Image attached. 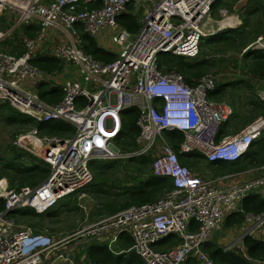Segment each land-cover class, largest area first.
Masks as SVG:
<instances>
[{
	"label": "built area",
	"instance_id": "2783aa9c",
	"mask_svg": "<svg viewBox=\"0 0 264 264\" xmlns=\"http://www.w3.org/2000/svg\"><path fill=\"white\" fill-rule=\"evenodd\" d=\"M217 1L0 0V17L8 19L7 25L10 9L19 15L15 25L0 31V45L20 27L32 33L21 39L25 51L20 56L0 50V105L9 103L39 123L59 121L74 128L73 133L59 138L41 136L39 127L31 126L15 141L20 150L35 149L44 157L50 174L35 187L17 190L6 185L0 191V200L5 202L0 211V264H43L57 246L72 237L109 235L111 248L123 233L133 239L129 251L145 264H184L191 257L213 264L205 244L229 216L246 209L251 195L264 199V165L209 180L182 163L179 153H200L209 162L239 161L264 134V116L220 137V129L234 115V108L212 98L219 75L206 73L190 85L183 73L165 70L164 58L170 55L190 60L200 55L203 38L213 33L206 32L205 22ZM131 2L145 5L137 31L118 22ZM104 31L112 32L116 47V52L106 47L110 60L83 50L85 35L95 38ZM50 39H54L52 45ZM249 49L264 50V36L244 51ZM41 57L55 59L61 67L45 70L35 63ZM46 89L55 91L56 97L58 91L63 96L54 102L46 100L51 95L42 97ZM259 96L264 100V92ZM128 110L138 112L140 134L134 150L116 145L124 139L123 120ZM173 130L184 136L179 152L165 137ZM145 155L153 157L151 173L155 177H170L174 182V188L158 200L123 209L69 239L52 238L32 226L12 230L14 220L7 213L22 208L37 214L50 211L62 198L93 181L94 161ZM229 177L238 180L220 184ZM247 212L236 228L239 226L242 238L250 234L253 238L262 236L257 240L264 241V211ZM171 234L180 241L159 249L158 244ZM57 256L52 263L62 258L72 262L70 253Z\"/></svg>",
	"mask_w": 264,
	"mask_h": 264
},
{
	"label": "trees",
	"instance_id": "16d2710c",
	"mask_svg": "<svg viewBox=\"0 0 264 264\" xmlns=\"http://www.w3.org/2000/svg\"><path fill=\"white\" fill-rule=\"evenodd\" d=\"M238 1L239 0H232V4L228 5L230 10H233V5H235ZM217 2L213 5V8L216 7ZM247 5L251 8L247 14H251L260 10L259 8L261 7V2L259 0H247ZM242 17L243 16H241V19ZM125 18L127 20L123 24L126 28L130 29L131 31H137L139 29L140 24L135 14H128L125 16ZM219 18V16H216V19ZM3 25L7 26V24ZM249 25H251L250 21L244 17L243 27L228 28L224 31H221L217 36H213V41L215 43L224 44L225 46L229 45L231 47L235 45V43H238V49H245L248 45H250L253 34H255L256 38L262 34L258 29L253 31L245 30ZM84 37L87 41V45L84 47L86 52L99 59H111V55L108 52L103 51L96 46L94 38L87 35ZM211 38H209V40H211ZM253 52V50H249L246 52V55H250ZM256 52H259V55L255 56L253 61L250 64L248 63L249 65L247 64L249 72L247 70L246 71L247 73H251L253 76L258 78L260 77L264 80V50H259ZM164 62L166 64V71L176 69L180 73H183L186 82L190 85L197 83L198 79L207 73L206 66L210 64V61L206 58L201 59L197 57L188 60L178 56H168L167 58H164ZM35 63L40 65L45 70H53L55 68L59 69L58 67H61V63L52 58L47 59L45 57H41L40 59L36 60ZM248 77L250 76L248 75ZM249 82L250 81L246 79V81L238 83V85L235 81L222 82L221 84L218 83L217 89L212 95L214 96L220 93L223 95V97L227 98L232 93H227V90L231 88L230 86L237 85L238 87L240 84H244L246 87L251 88V82ZM58 96L61 97L62 93L59 92ZM247 105L250 106V113L232 116L229 121L223 124L220 135L227 133V128L230 122H232L233 131L236 132L247 126L250 122L254 121L258 117L264 116V101L261 100L257 94H254L253 97H249ZM0 107L2 110H5L6 113L4 114L3 120H5V123L10 126L23 127L35 124L33 118L24 116L23 114L17 112L10 106L9 103H3L0 105ZM137 119L138 112L136 110H128L125 112L123 120V141L128 142L130 149L137 146L135 139L140 134V129L136 125ZM38 126L43 131V134L65 135L74 132L72 125L64 123L62 124L59 121L40 123ZM165 136L170 142H172L177 152H179L180 144L184 139L183 134L177 130H173L167 131ZM5 154L7 155V158L0 157V166L5 169L0 177L7 178L10 188H16L19 190L21 187L26 185L35 187L45 181L50 174L49 165L48 167L38 163L36 161V157L30 154H26V156H24L25 153L18 151L15 146H11V151L6 152ZM179 158L182 163L190 166L193 169H198L200 165L199 158H205V156L200 153L192 152L179 153ZM26 161H30L29 163L31 165H27L25 163ZM121 161L122 160L94 161L92 163V170L94 173V182L92 184L95 185L94 193L100 195L102 198H106V201L102 203L100 210H103L107 213L109 212V216L134 205L154 202L174 188V182L170 177H155L151 173V163L153 161L152 156H141L127 160L131 162V167H128L127 170H129V173H131L129 177L132 180V183L123 186L122 192H112V190H109L106 186L110 181V175L115 174L116 171L119 172L120 169L115 170V167L117 163H120ZM262 165H264V134L254 142L252 150L248 152L245 157H243V159L237 162H232V164H224L222 161L210 162V164L208 163L209 168H214L222 172V176L260 167ZM196 173H198V171H196ZM4 204L5 202L0 200V211L5 209ZM245 207L249 211H264V199H262L261 196L257 194H253L246 200ZM71 210L74 209L72 208ZM7 215H9V218L11 216H21L22 219L26 220L25 222L27 224H32L30 222L35 221L36 218L40 217V215L31 208H22L11 211L7 213ZM41 215H44V217L49 216L56 218L59 215V212L57 210H52ZM243 218L244 217L241 213H236L232 216H229L226 220L225 226H237V224L240 223ZM123 235H125L127 239H132L128 233H123L122 236ZM179 241V238L175 234H171L169 237L162 240L158 246L159 249L164 250L171 245L178 243ZM212 242L209 241L207 244H205V250L209 253L214 264H264V241L257 240L253 237H246L244 239V243L246 246L245 252L247 253V256H245L241 250L234 249L224 251L217 242ZM104 251L106 253L108 252L106 256L113 252L107 248L102 249V252ZM133 254L137 256L135 253ZM137 264L145 263L138 257Z\"/></svg>",
	"mask_w": 264,
	"mask_h": 264
},
{
	"label": "rangeland",
	"instance_id": "374dc122",
	"mask_svg": "<svg viewBox=\"0 0 264 264\" xmlns=\"http://www.w3.org/2000/svg\"><path fill=\"white\" fill-rule=\"evenodd\" d=\"M259 1L261 2V7L259 8L260 10H258L255 13L247 14L248 11H250L251 9L247 5V0H239L235 5H233V10H230L228 6L232 4L231 3L232 0H219L217 2L216 7L212 9L211 14L209 15L208 19L205 22V30H211L213 32V28L211 26L212 21L214 23V21L218 20L220 24L219 26H223L224 23L221 21L225 20L227 17L234 16L240 19L241 16H243L242 19H240L241 21L240 24H237L238 26L240 25L239 27L244 26V17H245V19H248L251 23V25H249L247 29L245 30L253 31L255 29H258L262 33L259 36L261 35L264 36V0H259ZM141 4H143V2H140L139 5H137L135 2H131L130 4H128L127 11L118 17V22L122 26H124L123 23L127 20L125 16L128 14H135L139 24L141 25V21L139 20V17L137 14V10ZM93 7L94 5H90V8H93ZM224 10L226 11L224 12ZM10 15L11 16L9 17L8 25H12V24L15 25L17 19H19V15L12 9H10ZM216 16H219L220 18L216 19ZM6 21H8V19L5 16L0 17V22H4L5 24H7ZM7 26H4L0 23V29H1L0 31L4 33ZM229 27H235V26H229ZM29 31L25 30L23 27L18 28L15 31L12 38L8 39L6 43L0 45V50L2 51L9 50L20 56L25 51V48L21 45V39L23 38V36L31 35L32 33ZM218 33H216L215 36H217ZM112 36H113L112 32H105V31L102 32L101 34H99L97 37L94 38L96 42V46L103 51H106V47H108L114 50V52H116V47L114 46V43L112 41ZM252 37L253 38L251 39V43H253L258 38V37L257 38L255 37V34H253ZM209 38H211V36L210 37L205 36L203 38L202 51L200 55L198 56L201 59L206 58L210 61V64L206 66L207 73L213 74L216 77H218L219 75V81H218L219 84H221L222 82H228V81L234 82L235 81L237 82V85H238V83H242L243 81H246V79L251 82V88L246 87L244 84H240L238 87L237 85L230 86L231 88L227 90L228 91L227 93H230V92L232 93L227 98L223 97V95L220 93L212 96V98L216 101L226 102L231 105L234 99L236 100L238 99L241 108L244 111H248V109H250V106L246 105L245 102L249 101V97H253L254 94L264 92V89H262V91H259V89L261 88L259 86L260 82L258 83L254 82V80L258 77L253 76L251 73H247V71L249 70L247 68V64L248 63L250 64L253 61L254 57L259 55V52H256L259 50L250 49V50H253L254 52L250 55H246L244 54V50H243L244 48L242 50L238 49L239 47L238 43H235V45H233L232 47L229 45L225 46L224 44L215 43L213 41L214 37H212L211 40H209ZM53 41L54 39H50L49 44L52 45ZM84 42L85 41L83 40V45L85 47V45H87V41L85 43ZM43 45H46V44H43ZM83 50L86 51L85 48H83ZM248 75L253 79V81L250 80V77H248ZM4 114H6L5 110H2L0 107V157L7 158L6 157L7 155L5 153L8 151H11V146L13 147L15 146V141L22 134H25L31 128V125L23 126V127L22 126H17V127L10 126L7 123H5V120H3ZM228 132L229 133L234 132L232 128V122L229 123V126L227 128V133ZM41 136L43 135L41 134ZM61 136H64V135H59V136L56 135V137H59V138H61ZM116 145L119 148H122L124 150L130 149L128 142H117L116 141ZM19 150L20 149H18V151ZM25 152L36 157L37 159L36 161L38 163H41L44 166L49 165L44 159V157L39 155L35 149H33L32 151L25 150ZM34 153H36L37 155ZM204 159L205 158H199L200 165L198 169L192 168V171L193 170L195 172L198 171L201 178L203 179L215 180V179H218V177L222 176V172L214 168H209L208 167L209 162L206 159L205 160ZM29 162L30 161H26L25 163L27 165H31ZM222 162H224V164H232L230 162H225V161H222ZM130 163L131 162L127 160H122L120 163H117L115 170L116 169H120V170L119 172L116 171L115 174L110 175V181L108 185L106 186L108 187L109 190H112V192L119 193L123 191V188H122L123 186L129 185L132 183V180L129 177L131 173H129V170H127L128 167L129 168L131 167ZM4 171L5 169L2 166H0V175ZM3 180L7 182V178L0 177V181H3ZM221 181L222 183L220 184H230L231 182H234L233 177L225 178ZM27 186L28 185L23 186L19 190H22L23 188ZM94 192H95V185L91 184V185L86 186V188L81 189L72 195H68L62 198L58 202V204L50 210V211L57 210L59 212V216H57L56 218H53L49 216L44 217V215H40L41 218L40 217L36 218L35 221L30 222L33 225L27 224L25 222L26 220L22 219L21 216H11L10 218L14 220V225L12 227V230L15 231V230L24 228L25 226L30 227V225H32L34 228L36 227L35 228L36 230L34 229L35 231H41V227L42 229L46 227L47 229L51 231V233H54L53 235L55 236L56 239H61V238L69 239L70 236L74 235L79 230L92 226L110 217L108 216L109 214L108 215L105 214L106 213L105 211L100 210L102 203L106 201V198H102L100 195H97ZM67 207L69 208L67 209ZM70 208H74V210L70 211L71 213L68 214L67 210H69ZM246 213L248 212L246 209H244L241 214L245 215ZM225 224H226V220L223 223V228L215 232L210 242L212 241L217 242L223 249L229 246L231 247L229 250L245 249L242 243L246 237H250L249 236L250 234L242 238V232L239 229V226L235 228L236 238H234L233 242L229 244H223V245H221L218 242V238H215V237L218 233L224 232L225 229L228 228L225 226ZM84 238L89 239L90 237H87V236L76 237V238L72 237L71 238L72 240H70V243L68 245H72L74 242H77ZM254 238L262 239L263 237L261 236L260 238H256V237ZM206 253L210 259L209 253L208 252Z\"/></svg>",
	"mask_w": 264,
	"mask_h": 264
},
{
	"label": "crops",
	"instance_id": "0c3cea01",
	"mask_svg": "<svg viewBox=\"0 0 264 264\" xmlns=\"http://www.w3.org/2000/svg\"><path fill=\"white\" fill-rule=\"evenodd\" d=\"M216 21H214V23L212 21V23H211L213 30L216 28V25H218V27H219L218 32L224 31L228 28H231V27L219 26L220 24L219 23L217 24ZM221 22H223L224 23L223 25H225L224 20H222ZM230 26H234V25H230ZM206 32H209V30H206ZM208 35L211 36L212 34H208ZM250 80L253 81V79L251 77H250ZM254 82H257V83L260 82L259 86L261 88L259 89V91H262V89H264V80L263 79L256 78L254 80ZM235 88H237V87H235ZM257 96L259 97V93L257 94ZM49 97H50L51 101H53V102L59 100V98L56 97L54 93L51 94ZM238 101H239L238 99L237 100L234 99L233 103H232V106L234 107V110H235V114L236 115L237 114L241 115V114H245V113L249 114L250 113L249 109H248V111H244L241 108ZM247 103L248 102H245L246 105H247ZM136 148H137V146L135 148H131L128 150H134ZM236 180H238V179L237 178L233 179V181H236ZM8 186H9V182H8ZM10 189H16V188H10ZM68 208L69 207H67V209ZM71 209L72 208L67 210L68 214L71 213L70 211H73ZM105 214L108 215L107 212ZM235 228H236V226L228 227L225 229L224 232L218 233L215 238H218V242L221 245L229 244V243L233 242L234 238H236V229ZM38 232H44V233L48 232L52 236V238H55V236L53 235L54 233H51V231L49 229H47L46 227L44 229H42V227H41V231H38ZM69 243L70 242L68 241L65 245L57 246V248L55 249V251L53 252V254L51 256V259L46 260L43 264H137V262H138V257L129 251V248L132 245V239H127V237L125 235H123V236L121 235L116 243L111 244V248L109 247V245H110L109 235H105V236H103L101 238H97V239H90V238L86 239V238H84V239H81L77 242H74L72 245H68ZM242 244L245 247V249H239V250H242L244 255L247 256V253L245 252L246 246H245L244 241ZM104 248H107L113 252L108 254V256H106V254L108 252L107 253L105 251L102 252V249H104ZM223 250L228 251V250H226V248ZM62 252L70 253V258H71L72 262H68V261H66L65 258H62V259H58L54 263H52V260L54 258H58L57 255H59V253H62ZM210 260L212 261L211 258H210ZM212 263H213V261H212ZM184 264H205V262L196 260L195 258H191V259L187 260Z\"/></svg>",
	"mask_w": 264,
	"mask_h": 264
},
{
	"label": "clouds",
	"instance_id": "9594fccd",
	"mask_svg": "<svg viewBox=\"0 0 264 264\" xmlns=\"http://www.w3.org/2000/svg\"><path fill=\"white\" fill-rule=\"evenodd\" d=\"M227 18H228V17H227ZM237 19H238V18H237ZM240 19H241V18H240ZM240 19H239V20H240ZM216 22L219 23L218 20H217ZM240 22H241V21H240ZM239 24H240V23H239ZM241 24H242V23H241ZM234 26H235V27H231V28H236V27H239L240 25L238 26V25L236 24V25H234ZM216 33H218V30L216 31V30L214 29V30H213V33H212V35H211V37L215 36ZM207 36H210V35H207ZM249 50H250V49H249ZM249 50H248V51H249ZM246 52H247V51H246ZM246 52L244 51V54H246ZM168 56H170V55H168ZM168 56H167V57H168ZM167 57H166V58H167ZM216 89H217V88H216ZM216 89H215V91H216ZM215 91H214V92H215ZM59 92H60V91H58L57 96H58ZM214 92H213V93H214ZM48 93H51V94L54 93V94H55V91H53V90L51 91V90H47V89H46V90H42V97L44 98V95L47 96ZM60 93H62V92H60ZM213 93H212V94H213ZM62 96H63V93H62ZM62 96H61V97L58 96V98L60 99V98H62ZM212 96H213V95H212ZM259 97H260V96H259ZM49 98H50V97L47 96L46 100H49ZM260 99H261V98H260ZM261 100H262V99H261ZM263 101H264V100H263ZM230 105H231V104H230ZM231 106H232V105H231ZM232 107H233V106H232ZM233 108H234V107H233ZM235 115H236V114H235V110H234V115H233V116H235ZM24 116H27V115H24ZM28 117H31V116H28ZM31 118H33V117H31ZM33 119H34V118H33ZM229 120H230V119H229ZM229 120H228V121H229ZM34 121H35V124H33V125H31V126L34 127V126H38V125L40 124V123H39L38 121H36L35 119H34ZM36 123H38V124H36ZM250 123H251V122H250ZM250 123H249V124H250ZM38 127H39V126H38ZM245 127H246V126H245ZM221 128H222V127H221ZM243 128H244V127H243ZM243 128H242V129H243ZM39 129H40V127H39ZM242 129H240V130H242ZM40 130H41V129H40ZM240 130H239V131H240ZM220 131H221V129H220ZM41 132H42V135H45V134H43V131H42V130H41ZM234 132H235V131H234ZM234 132H232V133H234ZM236 132H237V131H236ZM232 133H229V132H228V133H225V134H223V135H220V132H219V136H220V137H223V136H225V135H229V134H232ZM46 135H54V136H56V134H46ZM59 135H61V134H57V136H59ZM66 135H67V134H65L64 136H66ZM64 136H61V137H64ZM165 137H166V136H165ZM167 140H168V139H167ZM168 141H169V140H168ZM119 142H121V141H119ZM122 142H123V141H122ZM169 142H170V141H169ZM170 143L172 144V142H170ZM172 145H173V144H172ZM15 147H16V146H15ZM173 147H174V146H173ZM252 147H253V146H252ZM16 149L18 150L19 148L16 147ZM251 150H252V148H251ZM251 150H250V151H251ZM19 151L24 152V153H25L24 156H26V154H29V153L25 152V150H19ZM250 151H249V152H250ZM145 156H150V155H145ZM244 157H245V156H244ZM205 159L207 160L206 157H205ZM242 159H243V158H242ZM113 161H114V160H113ZM207 161H208V160H207ZM208 162H209V161H208ZM236 162H237V161H236ZM209 163H210V162H209ZM230 163H232V162H230ZM189 167H190V166H189ZM190 168H191V167H190ZM91 169H92V168H91ZM191 169H192V168H191ZM92 171H93V170H92ZM193 171H194V170H193ZM194 172H195V171H194ZM195 173H196V172H195ZM93 174H94V173H93ZM196 174H198V173H196ZM198 175H200V174H198ZM48 176H49V175H48ZM3 182H6V181H5V180L0 181V189H1L0 191H2L3 188H4L6 185L8 186V184H7L8 180H7V182L4 183V184H3ZM92 182H94V179H93ZM92 182H91L89 185H91ZM87 186H88V185H87ZM84 188H86V186L83 187L82 189H84ZM80 190H81V189H80ZM77 192H78V191H77ZM73 194H74V193H73ZM82 194H83V193H82ZM245 208H246V207H245ZM246 210H247V209H246ZM247 211H248V210H247ZM48 212H49V211H48ZM46 213H47V212H46ZM44 214H45V213H44ZM39 215H41V214H39ZM242 215H243V214H242ZM108 216H109V215H108ZM79 237H82V236H79ZM75 238H76V237H75ZM90 239H93V238L90 237ZM132 244H133V243H132ZM213 264H214V263H213Z\"/></svg>",
	"mask_w": 264,
	"mask_h": 264
},
{
	"label": "bare ground",
	"instance_id": "6f19581e",
	"mask_svg": "<svg viewBox=\"0 0 264 264\" xmlns=\"http://www.w3.org/2000/svg\"><path fill=\"white\" fill-rule=\"evenodd\" d=\"M226 10H224L225 12ZM225 24L227 25H223L224 27H229L230 25H236V24H239L240 23V20L237 19V17H234V16H229L228 18H226L225 20ZM210 37V36H209ZM183 58V57H182ZM6 183V182H3V184ZM54 208V207H53ZM28 210V209H27ZM9 216V215H8Z\"/></svg>",
	"mask_w": 264,
	"mask_h": 264
},
{
	"label": "water",
	"instance_id": "95a60500",
	"mask_svg": "<svg viewBox=\"0 0 264 264\" xmlns=\"http://www.w3.org/2000/svg\"><path fill=\"white\" fill-rule=\"evenodd\" d=\"M137 14L139 17V20L142 21L144 16H145V6L143 4H141L137 10ZM217 23V22H216ZM218 24V23H217ZM216 31L219 29L218 25H216ZM1 190V189H0Z\"/></svg>",
	"mask_w": 264,
	"mask_h": 264
}]
</instances>
